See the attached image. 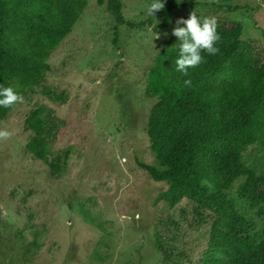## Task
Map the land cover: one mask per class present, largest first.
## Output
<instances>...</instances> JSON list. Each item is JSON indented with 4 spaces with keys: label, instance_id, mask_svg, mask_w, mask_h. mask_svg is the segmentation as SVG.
<instances>
[{
    "label": "rangeland",
    "instance_id": "374dc122",
    "mask_svg": "<svg viewBox=\"0 0 264 264\" xmlns=\"http://www.w3.org/2000/svg\"><path fill=\"white\" fill-rule=\"evenodd\" d=\"M120 1L124 19L145 26H116L105 6L88 0L51 54L46 78L0 123L11 133L0 139V264H202L214 204L205 194L157 204L168 186L139 167L157 166L147 134L158 103L149 73L164 49L178 45L176 21L193 11L215 17L227 35L240 30L238 52L263 67L264 0H167L154 17L145 14L150 0ZM171 2L179 7L169 26L157 29ZM239 6L249 8L235 11ZM34 111L43 121L47 160L59 172L27 150L34 133L25 122ZM243 159L260 178L255 195L264 197V147L253 145ZM243 182L229 200L261 233L264 204L240 198Z\"/></svg>",
    "mask_w": 264,
    "mask_h": 264
},
{
    "label": "trees",
    "instance_id": "16d2710c",
    "mask_svg": "<svg viewBox=\"0 0 264 264\" xmlns=\"http://www.w3.org/2000/svg\"><path fill=\"white\" fill-rule=\"evenodd\" d=\"M95 1L107 8L116 26H145L124 19L120 0ZM87 6L88 0H0V86H10L23 96L40 84L50 71L51 54ZM177 7L169 3L157 29L169 26ZM217 33L219 51L202 52L203 62L189 69L187 76L176 71L178 45L156 57L149 89L158 103L150 112L147 134L157 166L139 163V167L154 182L168 186L157 204L176 206L203 194L214 204L217 218L202 264H264V230L254 232L228 196L235 183L244 180L238 188L240 198L252 207L264 204V197L255 195L260 178L243 159L253 145L264 147V66L255 67L238 52L240 30L227 35L217 26ZM114 34L116 44L117 30ZM187 79L192 81L190 86L184 83ZM16 104L0 107V123ZM25 125L34 133L28 152L59 172L46 157L40 112H32Z\"/></svg>",
    "mask_w": 264,
    "mask_h": 264
},
{
    "label": "clouds",
    "instance_id": "9594fccd",
    "mask_svg": "<svg viewBox=\"0 0 264 264\" xmlns=\"http://www.w3.org/2000/svg\"><path fill=\"white\" fill-rule=\"evenodd\" d=\"M180 2L181 0H177V3ZM166 3L167 0H150L146 5L145 14L154 17L156 12L164 9ZM176 24L177 26L172 30V35L178 38L176 71L187 76L189 69L195 68L203 62L202 52L207 55H215L219 51L216 45L221 37L217 33L216 18L198 17L195 11L191 12L187 19H178ZM184 83L186 86H190L192 81L187 79ZM22 100L23 97L12 87L0 86V107L9 108ZM10 135L11 133L8 131L0 130V139Z\"/></svg>",
    "mask_w": 264,
    "mask_h": 264
}]
</instances>
